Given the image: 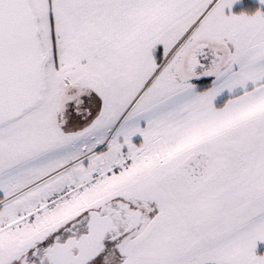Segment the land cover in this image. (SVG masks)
<instances>
[{"label": "snow or ice", "instance_id": "6c2138e0", "mask_svg": "<svg viewBox=\"0 0 264 264\" xmlns=\"http://www.w3.org/2000/svg\"><path fill=\"white\" fill-rule=\"evenodd\" d=\"M0 264H264V0H0Z\"/></svg>", "mask_w": 264, "mask_h": 264}]
</instances>
